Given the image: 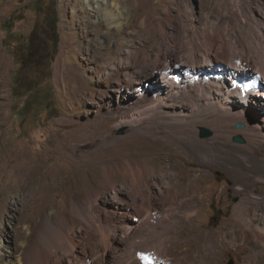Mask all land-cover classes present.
I'll return each mask as SVG.
<instances>
[{
  "label": "rangeland",
  "instance_id": "374dc122",
  "mask_svg": "<svg viewBox=\"0 0 264 264\" xmlns=\"http://www.w3.org/2000/svg\"><path fill=\"white\" fill-rule=\"evenodd\" d=\"M37 1L0 0V264L10 263L9 256L16 253L22 242L17 237L19 233L36 238L45 216L58 224H67L63 226L62 247L67 245L64 244L68 238L69 257L94 250L91 247L115 253L120 238L129 243L139 241L143 232L135 236L125 234L124 229L121 232V227L112 226L115 222L111 217L109 220V211H117L116 205L125 197L136 195L142 202L143 196H152L144 200L140 219L165 215L171 196L164 191L174 181L170 169L174 159L179 161L183 182L190 180L194 192L182 190L173 200L177 202L181 197L188 203L192 198L200 205L193 221L173 224L170 220L173 226L162 251L168 264L243 263L250 253L246 247L249 233L236 238L235 244L221 237L222 231L229 230L233 207L240 201L241 180L216 163H200L196 158V145L220 127L219 122H211V115L203 117L210 110L200 101L199 93L170 97L163 92L169 98L159 108L142 112L135 120L130 115L154 102L152 96L157 93L158 79L162 80L161 72L156 70L150 80L147 75L157 58L162 60L173 54L177 61L185 60L175 71H182L187 65L191 72L198 73L183 42L190 47L188 43L193 39L204 51L212 40V48L223 59L219 35L234 41L242 36L249 42L253 32H258L264 41V0H117L120 10L114 16L105 15V9L99 6L103 0H40L57 4L58 51L50 79L29 92L19 90L23 95H17L14 86L19 58L35 22L42 19ZM202 50H199L202 64L210 70L206 74L216 69L224 71L226 62L209 64ZM237 55L242 57L240 52ZM241 72L255 73L252 69ZM224 77L231 83L226 73ZM137 78L141 83L133 84ZM250 104L260 109L261 105ZM248 110L250 124L260 130L253 129L250 133L255 143L252 152H264V147L259 146H264V112L255 116L252 109ZM188 127L195 130L191 136L186 133ZM200 127L208 128L211 135L201 137ZM235 134H240L244 142H235ZM235 134L226 139L229 146L247 144L245 136ZM104 138H108V145L102 142ZM22 151H27L41 169L56 170L57 165L62 168L58 183L45 200L15 187L11 157ZM194 166L206 170L200 181L186 174ZM134 175L141 181L136 194L131 186ZM92 185L93 189L104 187L95 204L89 194ZM6 195L18 198L15 211L14 206L9 209L2 205ZM161 195L165 200H160ZM128 217L131 223L128 227L139 223L138 216ZM212 231H217L216 240L205 235ZM3 246L7 249H2ZM141 252H136L135 258ZM65 261L66 257L56 258L55 254L50 257V264Z\"/></svg>",
  "mask_w": 264,
  "mask_h": 264
},
{
  "label": "bare ground",
  "instance_id": "6f19581e",
  "mask_svg": "<svg viewBox=\"0 0 264 264\" xmlns=\"http://www.w3.org/2000/svg\"><path fill=\"white\" fill-rule=\"evenodd\" d=\"M93 1L97 2V0ZM103 1V3H99V6L105 9L106 16H114L115 14H118L117 12L115 13L117 9L118 12L120 10V6L117 0ZM219 39V48H223L224 51L222 52L224 53L222 56L223 59L221 57L219 58L218 50H214L212 48V40L208 43V50L204 51L201 49L199 43L195 42V40L193 39H191L188 43L191 44L190 47H187V42H183L184 44L182 46L185 47V51L191 54V63L195 66V68L193 69H196V72L198 73H194L193 71L191 72V70L187 69L189 68L187 65L184 67V69H182V71H175L177 65L181 66L185 64V60H181V62H179L175 59V56L173 54H165L166 56H164L162 60H158L157 58L151 68V74L147 75L150 80V77L153 76V73H155L156 70L159 69V71L161 72L160 77L162 78V80L160 81L158 79L157 93L153 94L154 97L152 96V98H154V102L149 106L140 107L138 111H134L130 115V117L135 120L137 117L141 116L142 112H145L147 110L153 111L159 108L162 103L166 101L165 99L169 98L166 96L167 94L163 95V92L168 93L170 97H172L173 95H177L178 93H199L197 94V96H199L200 101L202 103H206V107L210 110V113L204 114L203 117H210L211 115L213 118L211 119V122H219L220 127L214 131V134L210 138L204 139L202 142L196 145V158L197 160H200V163H216L220 167L228 169V172L232 175L233 178L241 180L238 183L241 195L240 201H238L239 203L233 207V212L230 215V222L228 221V224L230 226L229 230L222 231L221 237L226 238V240H229L231 243L235 244L236 238H241L243 235L246 234V232H248L249 238L246 241V247L250 249V253L248 252L249 254L247 255L245 261L241 264H257L261 262V264H264V152H252L255 148V143L253 138H251L250 133L253 129L255 130V132H259L260 130H256L255 126L250 124L249 115L247 114V111H249L248 109H252V112L255 114V116L262 115L264 112V100L256 98L247 100L241 95L242 93L236 88V85L238 83L236 82V77L239 76V72L244 69H252L254 70V72L261 71L264 75V41L258 32H253V37L249 41L250 43L246 40V38L242 36H239L238 40L236 41L232 39H227L220 35ZM199 50H202V55L209 60V64L213 61V65L218 64L219 61L226 62V67L224 68V71L216 69L214 70V72H212V74H206V71L210 70L203 66L201 55H199ZM237 52H240L243 58L241 56H238ZM172 68H174V71L172 70ZM183 73H185L187 76H184ZM225 73L227 74V77L231 80V83L226 82L224 77ZM143 76L146 77L145 74ZM132 83L140 84L141 79L137 78L133 80ZM166 83H169L167 84L168 86H164ZM261 93H264V90H262ZM250 102L261 105L260 107L258 106V108L260 109H254L251 106ZM135 113L137 114L135 115ZM194 122L195 121H193V123ZM236 123H242L243 126L241 128H237L235 126ZM234 126L238 130H236ZM237 132L241 133L243 136L246 137L247 144L234 148L229 146V143L226 139L231 134H235ZM186 133L187 135L191 136L195 133V130L190 127L186 131ZM221 139L224 140L221 141ZM102 142L108 145L107 143L109 142V140L107 138ZM259 146H261L262 148L264 147L261 144ZM258 148L257 150H259ZM23 151L20 153H15V155L11 157V171L13 172L12 178L14 184L16 185L15 187L19 191H22V193L29 190V192L31 193L30 195L32 197L37 199L43 198L45 200L48 192L55 186L56 183H58V177L61 175L62 168L60 169V167H58L59 165H57L56 170L41 169L37 161L32 158L27 151ZM84 165L85 164H83V166ZM179 167V161L175 159L172 160L170 169L172 171L171 174L172 179L174 181L168 183L164 191L166 196H171V204H169L167 208L168 212L165 215L160 217H158V215H155V217L153 218L151 216L152 220L146 218L147 220L142 221L140 219V216H142L143 212L142 204L144 200L152 196H143L142 202H140L136 195L132 198H123L122 202L116 205L118 210L116 211L115 209L113 211L112 209L109 211L111 213H109L110 216L107 214V216H109V220L112 218L115 222V225L112 224V226H115L117 228L121 227V232L122 229H124L123 232L125 234L127 233L129 236H135L137 233L143 232L144 235H142L139 241H130L129 243V240L126 242V240H122L120 238L118 239L119 243L117 245V251L115 253H110L106 250H102L103 252H101L98 248L91 247L94 248V250L89 251L88 253L81 252L82 254H78L79 256L75 255L74 253L75 256L70 255L72 257H69L67 256V253L69 251V249H67V245L69 242L68 238L66 240L67 242L64 244L67 245L62 247L64 234L63 226L67 224L65 222H63L62 224H58L56 220L52 219L49 216H45L42 221L40 219L41 222L39 226V232L36 238L32 239L28 236V233L25 236L21 235L20 233L18 234L17 237H19L22 242L16 247V253H11V255L9 256L10 263L6 264H50V257L52 254H55L56 258L63 259L64 257H66L67 262L65 261V264H75V260L79 261V263L76 262L77 264H141L139 260L135 258L134 254L136 252L146 251V249H144L145 247H148L150 250H155L157 254V259L152 264H168L167 258L165 257L162 251L165 250L166 239H168L171 227L173 226L172 224H169L170 220L173 222V224L177 221L184 222L186 220L189 223L191 222L192 218L197 214V206L200 205L196 203L197 201H193L192 198L188 200V203L186 202L187 200L184 201L181 197H179L178 199L180 201L177 200V202H175L173 200V198L176 199V196L181 194L180 191L182 190H186L189 194H191V192L194 190V185L190 180L183 182L182 175L184 174H182L181 171L178 169ZM134 168L136 169V171L138 170V167ZM186 174L191 175L192 179L200 181L201 178H203V176L206 174V170H203L201 168H195L194 166V168H188ZM140 182L139 176L134 175L131 186L135 194L139 192ZM93 188V185L90 186L89 194H91L92 196L91 202L95 204L97 203V197L102 195L104 187H102V190H100L101 188ZM160 200H165L163 195L160 196ZM17 203L18 198L11 195H6V197H4L2 201V205L9 209L14 206V211L16 210ZM183 204H186L184 208L182 207ZM139 207L140 209L138 210ZM129 215L132 218L133 216H138V220L140 219L138 221L139 223L134 225L132 224V226L128 227L127 225H129L130 223L128 217ZM12 218L14 219L13 216ZM145 222L147 223V225ZM159 222L163 224L162 227L161 225H159ZM212 234L208 232L205 235H208L209 237H215L214 240H216L217 231H214ZM129 236L127 237L128 239ZM134 238L132 237V240ZM92 245L95 246V244ZM2 249L7 248L3 246ZM70 253L72 254V252ZM183 259H185L184 256Z\"/></svg>",
  "mask_w": 264,
  "mask_h": 264
},
{
  "label": "trees",
  "instance_id": "16d2710c",
  "mask_svg": "<svg viewBox=\"0 0 264 264\" xmlns=\"http://www.w3.org/2000/svg\"><path fill=\"white\" fill-rule=\"evenodd\" d=\"M36 8L42 19L35 22L28 35L27 43L19 58L20 68L16 75L14 93L29 92L51 77L52 62L60 41L57 4L37 1Z\"/></svg>",
  "mask_w": 264,
  "mask_h": 264
},
{
  "label": "water",
  "instance_id": "95a60500",
  "mask_svg": "<svg viewBox=\"0 0 264 264\" xmlns=\"http://www.w3.org/2000/svg\"><path fill=\"white\" fill-rule=\"evenodd\" d=\"M235 126L237 128H241L243 126V124L242 123H236ZM209 135H211V131L208 128H206V127H200V136L201 137H207ZM233 140L235 142H238V143H241V142L244 141V139L240 135L233 136Z\"/></svg>",
  "mask_w": 264,
  "mask_h": 264
}]
</instances>
